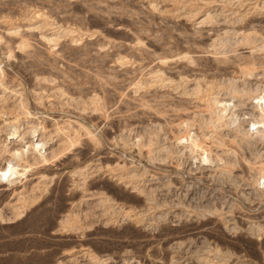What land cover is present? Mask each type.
<instances>
[{
	"label": "rangeland",
	"instance_id": "374dc122",
	"mask_svg": "<svg viewBox=\"0 0 264 264\" xmlns=\"http://www.w3.org/2000/svg\"><path fill=\"white\" fill-rule=\"evenodd\" d=\"M228 81L251 93L223 118L264 130V0H0V169L16 117L57 147L0 179V264H264V132L200 125ZM185 132L234 153L229 172Z\"/></svg>",
	"mask_w": 264,
	"mask_h": 264
},
{
	"label": "bare ground",
	"instance_id": "6f19581e",
	"mask_svg": "<svg viewBox=\"0 0 264 264\" xmlns=\"http://www.w3.org/2000/svg\"><path fill=\"white\" fill-rule=\"evenodd\" d=\"M173 3V2H172ZM155 7V6H154ZM150 9L152 8V7H149ZM152 10H155V9H153L152 8ZM155 12V11H154ZM36 15V14H35ZM207 16V15H206ZM219 17V16H218ZM207 18L208 17H206V18H204V16H203V18H200L199 20H198V24L200 25V24H202L203 22H205V20H207ZM197 23V22H196ZM47 24V23H46ZM16 32V31H15ZM243 33V32H242ZM72 34V33H71ZM240 34H241V32H240ZM5 36V35H4ZM241 36V35H240ZM13 38V37H12ZM47 41H51L52 39H53V37H51V38H46V37H44ZM241 38L242 39H240L241 41H243L242 43H244V44H246V46H248L247 44H251V43H253L252 42V38H253V34L252 33H243L242 34V36H241ZM57 39V38H56ZM45 40V41H46ZM46 41V42H47ZM227 41H229V40H226V42ZM139 42V41H138ZM28 41L26 40V39H20V42H19V46L20 47H22V48H24V47H26L27 45H28ZM224 44H225V42H223ZM228 43V42H227ZM261 47H263L262 45H261ZM244 48V47H243ZM247 48V47H246ZM259 48V47H258ZM249 49V48H248ZM247 50V49H246ZM260 50V49H259ZM249 51V50H248ZM141 52V51H140ZM49 53V52H48ZM52 53V52H51ZM235 53V52H234ZM46 54V53H45ZM115 54V53H114ZM243 54V53H242ZM245 54H246V52H245ZM155 55V54H154ZM248 55V54H247ZM249 55H250V52H249ZM46 56V55H45ZM241 56V55H240ZM252 56V55H251ZM249 57V56H248ZM175 59V58H174ZM228 59V58H227ZM194 60V59H193ZM214 60V59H213ZM217 60L219 61V60H221L220 62H224V61H226L225 59H218L217 58ZM214 61H216V59L214 60ZM216 64V63H215ZM253 69L254 68H252V69H250V68H248L247 66H244L243 67V69L241 68L240 70H242V72H243V75H250V74H252V72H253ZM242 74V73H241ZM169 77V76H168ZM251 77V76H250ZM159 78V77H158ZM165 78V77H164ZM157 80V79H156ZM160 80H161V78H160ZM244 80V79H243ZM237 81V80H236ZM228 83V84H227ZM227 83H225V84H227V87L225 86V88H227L228 90H229V93H228V95H229V98H226V101H224L223 102V99H219V97L218 96H211V97H206L207 98V103H206V106L209 108V113H210V115L208 116V120H204L203 119V121L201 122L200 120V122H201V124L200 125H202V126H205V128H206V125L207 124H211V125H219V124H221L222 122H225L226 124L228 123L229 124V122L230 123H233L234 121H235V119L237 120V118H236V115H233V114H230V115H228L227 116V118H223V113H224V111L228 108V106H229V100L230 99H234L236 102H237V104L239 103V102H241L242 101V97H244V96H247V95H249L250 96V94L249 93H251L250 91H251V89L250 88H245V89H238L234 84H233V82L232 81H228ZM176 85V84H175ZM189 85V84H188ZM244 85V84H243ZM213 86V85H212ZM212 88L213 87H208V85H207V88L205 89V90H202V88H201V86H200V84H196V83H194V85H193V87L189 90H185V93L186 94H193V95H199V96H203V92H206L204 95H207L208 96V94L211 92L210 90H212ZM221 89V88H220ZM223 89H224V87H223ZM228 90H227V92H228ZM264 90V89H263ZM262 91V90H261ZM264 92V91H263ZM183 93V92H182ZM212 93V92H211ZM215 95V94H214ZM263 96H264V94H263ZM218 97V98H217ZM248 97V96H247ZM224 98V97H223ZM263 98V97H262ZM228 100V101H227ZM129 101V100H128ZM24 102V101H23ZM96 102V101H95ZM258 101H255V103H257ZM93 103V102H92ZM235 104V103H234ZM234 104L232 103L231 104V106H234ZM241 104H243V103H241ZM260 104V103H259ZM259 104H255V105H259ZM26 105V104H25ZM25 105H24V103H22V102H19L18 103V105H17V107L16 108H19V110L21 109L22 111L21 112H23L24 114H26V115H28L29 114V112L27 111V110H25ZM212 106V107H211ZM230 106V107H231ZM237 106V105H236ZM239 106V105H238ZM237 106V107H238ZM262 106V105H261ZM261 106H259V112H261V114L260 115H263L264 116V108H263V106L261 107ZM99 107V106H98ZM240 107V106H239ZM258 107V106H257ZM236 108V107H235ZM241 109V108H240ZM234 110V109H233ZM236 111H237V108H236ZM226 112H228L227 110H226ZM231 112V111H230ZM229 112V113H230ZM234 112V111H233ZM94 113V112H93ZM228 114V113H227ZM29 116V115H28ZM226 116V115H225ZM259 118V117H258ZM261 119H262V117H261ZM238 120H239V118H238ZM263 120V119H262ZM262 120H258V122H262ZM236 123H234L235 125H233L232 126V128H233V130H234V133L235 134H240V136H241V140L242 141H249L250 139V137L252 136V134L253 135H258V136H260V135H262V133L264 132V130H260L258 127L256 128V130H253L252 128L250 129H248V130H246L240 123H238L237 121H235ZM18 123H19V121H18V117H16L15 119H13V120H9L7 123L5 122V124L9 127V129H11V131L8 133V136L6 137V138H8L10 141L11 140H16V142H17V145H18V147L17 148H14L13 150H11L12 152H11V154H10V160H8V161H10V164L6 167V168H1L0 169V179L2 178V175H4V177H5V181H7L8 183L9 182H14L16 179H17V177H18V173H19V167H18V165H19V162H18V160L20 159L21 160V158H23L22 160H25V157H27V155H28V153L29 152H31V153H34L35 154V156H34V158H33V160H34V163H39V162H41V163H44V162H46V159H47V157H49V156H51V154H53V153H55V150H56V148L55 149H53V148H51V144L52 143H49L50 141H39V143L40 144H38L39 145V148L36 146V144L32 141H29V142H31V143H28V142H25L24 140H25V135L23 134V133H21L20 131H19V125H18ZM32 124V123H31ZM189 124V123H188ZM187 126V125H186ZM213 126V127H214ZM220 126V125H219ZM219 126H218V128H219ZM227 126V125H226ZM31 127V126H30ZM210 128V127H209ZM208 128V129H209ZM211 129V128H210ZM28 130V129H27ZM213 130V129H212ZM231 130V129H230ZM215 131V130H214ZM213 131V132H214ZM181 132V131H180ZM227 133V132H226ZM182 136H179L178 138H179V140L180 139H182L181 137H184V138H186V140L188 141L189 140V147H196V146H198V145H200L199 146V148H200V150L204 153V156H208L206 159L207 160H209V161H219L220 159H221V157L223 158L222 159V163H221V165H220V168H221V173H224V174H226V173H228L229 172V167L230 166H232V164L234 163V158H233V154L234 153H228L227 154V156H224L225 154L224 153H222V154H220V153H217V152H215V153H213L211 150H210V148L209 147H207V146H205L204 144H200V142H199V140H198V137H196V136H191V134L190 133H188V132H185L184 134H181ZM6 136V135H5ZM229 136V135H228ZM238 136V135H237ZM258 136H256V137H258ZM15 137H16V139H15ZM219 137H222V136H220L219 135ZM255 137V136H254ZM213 138H214V136H213ZM235 138V137H234ZM43 139H44V137H43ZM42 139V140H43ZM46 140H47V138H45ZM41 140V139H40ZM214 140V139H213ZM217 140V142H218V139H216ZM6 141V140H5ZM9 141V142H10ZM66 141V140H65ZM258 141V140H257ZM68 142V141H67ZM214 142H216V141H214ZM63 143H65L64 142V140H63V138H62V140L57 144V146L59 145V144H61V146H62V144ZM245 143V142H244ZM248 143V142H247ZM11 144H12V142H11ZM14 144V143H13ZM149 144V143H148ZM217 144V143H216ZM223 144V140L222 139H219V142H218V145H222ZM193 145H195V146H193ZM66 146V145H65ZM142 146V145H141ZM60 147V146H59ZM13 148V147H12ZM38 148V151L37 152H35L36 151V149ZM62 148V147H61ZM65 148V147H64ZM190 148V149H191ZM241 148V147H240ZM60 149V148H59ZM59 149H57V150H59ZM66 149V148H65ZM163 149H165V148H163ZM31 150V151H30ZM47 150H49V151H47ZM62 150V149H61ZM166 150H167V148H166ZM168 151V150H167ZM166 151V152H167ZM9 152V151H8ZM171 152V150H169L167 153H170ZM227 152V151H226ZM55 155V154H54ZM30 156V155H29ZM235 156V155H234ZM49 158H51V157H49ZM236 159V158H235ZM19 160V161H20ZM48 161V160H47ZM13 162H15V163H13ZM210 163V162H209ZM217 163V162H216ZM213 164V163H212ZM223 164V165H222ZM216 165L217 164H215V168H216ZM237 165V164H236ZM218 167V166H217ZM249 167V166H248ZM37 168V167H36ZM23 169V168H22ZM23 170H25V168L23 169ZM264 170V169H263ZM24 172V171H23ZM23 172H22V174H23ZM142 172V171H141ZM137 174V173H136ZM133 176V175H132ZM4 179V178H3ZM128 179V178H127ZM140 189V188H139ZM23 197V196H22ZM25 200V199H24ZM23 200V201H24ZM22 201V202H23ZM106 201V200H105ZM109 201V200H108ZM102 204V203H101ZM202 209V208H201ZM201 209H200V211H201ZM206 209H207V207H206ZM198 211V210H197ZM208 212V211H207ZM103 214V213H102ZM142 215V214H141ZM138 216V215H137ZM202 216H203V214H202ZM129 218V217H128ZM129 251V250H128ZM82 252V251H81ZM217 252H218V250H217ZM88 253V252H87ZM90 254H91V252H90ZM104 255V254H103ZM105 256V255H104ZM94 258L93 259H91L90 260V264H104L105 262L107 263L109 260H108V258L106 259V260H101L100 258H95V256H93ZM109 257V256H108ZM91 258V257H90ZM102 258H103V256H102ZM172 258V257H171ZM110 259V258H109ZM172 260V259H171ZM160 261L159 262V264H172L173 263V261ZM201 260V259H200ZM105 261V262H104ZM177 261V260H176ZM176 261H175V263H176ZM115 263V262H114ZM126 263V262H125ZM108 264V263H107ZM126 264H140V261L139 262H128V263H126ZM174 264V263H173ZM205 264H208V263H205ZM224 264V263H223Z\"/></svg>",
	"mask_w": 264,
	"mask_h": 264
}]
</instances>
